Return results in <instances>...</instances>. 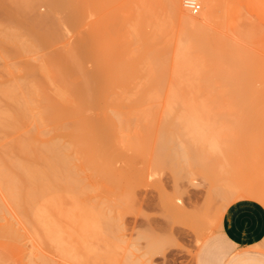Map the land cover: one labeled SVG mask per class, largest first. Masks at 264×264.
I'll return each instance as SVG.
<instances>
[{
  "label": "bare ground",
  "instance_id": "bare-ground-1",
  "mask_svg": "<svg viewBox=\"0 0 264 264\" xmlns=\"http://www.w3.org/2000/svg\"><path fill=\"white\" fill-rule=\"evenodd\" d=\"M201 1L205 8L204 17L215 22V26H218L219 28H217L221 29V32L219 30L218 32L216 27L217 32H214L215 30L213 31V28L209 26H199L186 36L184 35L179 43L173 45L169 37V27L156 25L153 32L148 35L145 34V36L142 35L141 29L153 22L151 9L152 11H154L153 8L161 9L166 7L167 3L171 4V9L182 19H188V14L183 10L181 0H0L2 16L0 18V44L13 46V50L15 49L14 51L17 53L13 52L15 55L38 56L42 48L46 49L49 44L62 38L64 28L72 29L71 31L74 30L80 35L84 31V26L86 29L89 28L88 34L80 36L76 40L77 42L66 50L57 51L58 53L55 52V54L47 55L44 58L39 55L42 59L38 57L40 60L37 59V62L27 63L25 61L27 63L25 65L27 76L23 81L0 85V103L3 104L0 105V107L3 106L0 108V132H4L5 137L10 139L6 144L0 143V190L7 194L5 196L8 197L11 205L15 206V211L17 210V213L28 221V227H33V233L46 244L48 241L52 242L60 254L72 260L73 264H95V261H101V257H98L100 252L99 256L102 254L103 260L110 256L107 245H105L106 250L108 249L106 255H109L104 257L103 249L96 250L95 248L92 253L91 246L85 243L87 240L84 241L85 236L88 235L90 239L94 232L93 236L98 235L97 232L101 235V225L97 224V220L100 223L101 219L100 210H97L98 206L92 203V198L88 195V192L89 194L94 192V188L84 184L83 177L80 175L81 171L82 174L84 170H87L85 173L89 171L88 177L91 174L93 176L100 174L106 182L112 183V181H108V178L112 176L107 170L111 161L104 155L103 146L105 144L112 143L119 151L120 143L133 144L134 146V143L139 141L142 144L141 138H145L143 141L146 142L150 134L152 136L157 135L155 139L157 142L154 140V144L156 143L155 150H163L166 147L164 150L167 151L168 147L162 145L163 148H161V144H166L168 138L170 142L174 138L175 130L179 129L178 127L181 128V125L186 121L183 118L180 121L175 120L173 117L175 114H166L170 117V121L171 118H174V123L171 121L169 124L168 120L165 121L168 117L166 115V118L162 119L167 124L166 127L163 126L166 124L160 121L164 129H168L169 125L174 124L172 127L175 129L170 126L175 131L173 134L167 133L170 129H161L163 134L167 133L166 136L164 134L166 139L160 133L162 138L158 139L160 141L157 140L160 136L159 126L161 125L157 126V130H159L157 134L148 131H146V135L127 133L132 127L145 125L147 129L146 125H153L154 117L151 116L150 111L154 109V105L156 106L161 101V95H169L170 97L176 94H199L200 96L201 94H217L222 87L229 92L240 91L243 88H251L252 86L249 85L253 79L264 80V39L258 42L257 49L256 47L253 48L256 50H252L250 46L245 45L246 41L243 40L245 35H237L241 30L237 32L238 28H233L234 30L231 28V24L234 26L235 23L240 22L235 21L238 17L233 10H230L228 6L219 9L216 0ZM41 3L48 8V11L42 12L43 14H40V11V13L36 12V7ZM92 16H94L93 21L87 24V19ZM230 20L232 22L229 24ZM245 22L249 23L247 20ZM240 26L239 28L243 27V24ZM125 39L127 41L123 43L122 40ZM240 39L245 42H241ZM95 48L100 49L95 50ZM90 60L95 64L92 71L86 68V62L89 63ZM10 66L12 65L10 64ZM168 69L181 74L180 76H183L182 79L184 80L176 88L163 91L158 89V85L165 82L164 78ZM142 70L145 71V77L141 76L143 75L141 74ZM111 72L122 74L125 77L124 85H116L111 78ZM139 74H141L140 77L145 78L141 84L147 86L145 89L132 90L131 86L139 85L136 83ZM36 75L41 78L38 79ZM153 75L157 77H150ZM252 90L256 96H264V85L260 88L252 87ZM189 95H184V98ZM181 98L172 99L173 101L171 98L167 99L169 103L177 104L182 102L183 97ZM188 101L191 102V106L193 103H195V107L198 106L197 100L188 99ZM188 101L185 99L184 103L182 102L183 105H187ZM164 103H167L170 110L174 105L172 104L170 107L166 100ZM182 103H180L181 106ZM206 105H204L205 107L201 106L204 111ZM174 110L177 113L176 109ZM93 111L94 113L97 112L98 115L95 119H90L91 115L89 116L88 112L93 113ZM186 113L188 115L189 111ZM198 114L196 117L199 118L200 115L198 116ZM194 119L196 121V118ZM194 121L191 120V122ZM186 124L188 125V123ZM192 124L190 123V126ZM187 125L183 126L188 127ZM183 130L182 133H185ZM135 131L137 132V130ZM142 131L144 133L143 129ZM169 134L173 137H167ZM180 134L177 136L180 137ZM187 134L185 135L187 136ZM152 138L150 136L148 141ZM182 139L184 140V138ZM177 145L180 146L179 143ZM133 146L130 148L139 149L138 145ZM195 146L197 145L195 144ZM162 150H160L164 152L162 154H165L166 151ZM183 150L185 149L183 148ZM168 154H170L169 151ZM171 157L168 158V161H171ZM186 159H183V162ZM100 161L104 163V166ZM163 163H165L164 160ZM110 178L112 179V177ZM93 180L96 181V179ZM124 183L122 184L124 185ZM88 187H91L92 191ZM85 195L88 201L84 200L83 196ZM65 199L72 201L73 205L71 209L64 212L62 204ZM172 202L174 203V201ZM175 205L179 208L176 202ZM175 205L172 204L169 212L176 213V209L178 213L187 212L184 210L185 207L182 210L181 205V208L176 207L174 211ZM65 208L68 207L65 206ZM180 209L182 212L178 211ZM173 216L174 214H172ZM60 219H65L72 224V233L66 231L67 227L64 229V226L59 225L58 222L60 221L58 220ZM203 221L201 223H204ZM106 222L107 224L104 226H109L107 218ZM55 223L59 226L55 227ZM186 223L188 224V221ZM194 227L195 225L192 229ZM200 228L199 231L201 232L196 238L197 242L200 241L201 236H204L202 233L206 234L207 231L211 230L205 231L202 225ZM207 228L209 227L207 226ZM203 230L204 232H202ZM209 232L211 233V231ZM172 240H175L174 237ZM171 241L170 243H173ZM145 255L147 256L146 253ZM92 257L95 260H92Z\"/></svg>",
  "mask_w": 264,
  "mask_h": 264
},
{
  "label": "rangeland",
  "instance_id": "rangeland-1",
  "mask_svg": "<svg viewBox=\"0 0 264 264\" xmlns=\"http://www.w3.org/2000/svg\"><path fill=\"white\" fill-rule=\"evenodd\" d=\"M197 1H199L198 4L201 5L199 9L200 11L197 13H192L187 7H185L184 0H181L183 10L188 14V19H182L179 15H177L173 9H171L172 7L171 4L169 5V3H167L166 7L161 9L155 8L156 11L154 8V11L151 9L154 20H152L153 22L151 24L145 26L144 29H141L143 32L142 35L145 36V34H151L156 25L158 27L166 26L170 28L169 37L171 42L173 45H176V43H179V40L182 39L184 35L186 36L199 26H209L213 28V31L215 30L214 32H217L218 30L220 31L221 29H218L219 27L215 26V22H211L204 17V5L201 0ZM216 1L219 9L221 7L228 6L230 10H233L234 13H236V17H241L239 19H235V21H240L239 23H235L233 20L235 25L232 26L231 24V28H238L237 32L238 30H241L242 33H236L237 35H245L243 40L246 42L243 40L241 41V39L240 41L245 42L246 44H244L250 46L252 50H256L258 42L264 39V0ZM36 8V12H41L40 14L48 11L47 6L43 3H41ZM1 17L2 16L0 13V18ZM93 17L94 16L88 18L86 23L88 24L89 22L93 21ZM246 20L249 23L245 22ZM231 22L232 20L229 21V24ZM242 24L244 28L241 27ZM239 26L241 28H239ZM215 27H218L217 31ZM71 30L64 28L62 38L54 43L49 44L46 49L42 48L40 50L41 52L39 51L38 54L44 58L47 55L55 54L57 51L61 52L64 49L66 50L67 48L73 46L80 36L89 33V28L86 29L85 26L83 27L84 31L81 33L82 35L77 34L74 32V30ZM125 41H127V39L122 40L123 43ZM255 47L256 49H253ZM13 48L14 47L11 45L5 46L0 44V85H8L10 83H19L20 81H23L27 76L25 65L28 62H37L38 60L42 59L39 55H33V57L28 55H15L17 53L14 51L15 49L13 50ZM98 49L100 48H95V50ZM13 52H15V54ZM86 63L87 65H85L86 68H88L87 70H94L95 64H93L91 60L89 63ZM10 64L12 66H10ZM144 72L145 71L142 70L141 74L143 75L139 74V78L136 80V83L139 85L130 87L132 90L145 89L147 85L141 84V82L145 80V78H143L146 75ZM118 73L119 72H111V78L116 85H124L125 77ZM140 75L143 77H140ZM180 75L181 74L178 72L168 69L164 78L165 82L161 85H158V89L166 91L171 88H176L181 83V81L184 80L182 79L184 77H181ZM36 77H38V79L41 78L39 75H36ZM150 77L157 76L153 75ZM262 85H264V80L253 79L249 86L260 88ZM252 87L243 88L240 91L230 92L226 91V89L222 87L221 91L217 94H201V96L199 94H176L174 96L171 95L170 97L169 95H161V101L158 102L156 106L154 105V109H152L153 112L150 111L151 116L154 117V122H156H153L152 126H149L151 124L146 125L147 129L145 128V125L141 127H132L130 129L131 132L128 130L127 133L131 135H134V133L135 135H146V131H148L152 134H157V131L164 129L163 126H167L163 120L170 114L177 115H171L175 118V120H186L185 122L182 121L184 122V124H182L186 126L187 124L185 125V123H188V127L181 125L180 128L176 126L181 129L179 132L177 131L179 129L175 130L177 133L173 130L175 129L172 127L174 124L169 125L168 129L166 128L167 130L170 129L173 131L171 132L169 130L167 133L173 134L175 132L174 138L171 140L173 141L175 139L173 142H169V138L166 139L165 136L167 133H164V136L162 133L163 130H161V132L159 131V134H163L164 138L167 140L166 144H170L168 146L158 142L161 144V148H163L162 145L168 147L167 151L164 150L166 147L163 149L166 151L165 154H162L164 152L160 151L162 149L159 150L158 148L159 151L155 150L156 143L154 144V140L156 139L157 135L152 136L149 134L151 138L153 137L152 140L149 139L148 141V138L150 137L148 135V137L144 136L147 137L146 142L145 140L143 141L145 138H141L143 142L142 144H140L139 141L134 143L135 145L139 146L138 150L130 148L133 146V144L130 145L120 143L118 146L119 151L116 150V146L112 143H108L103 146L104 155L111 161V165L109 164V169L107 168V170L110 175L112 174V176H110L112 179L108 176L110 178H108V181L110 180L112 183L106 182L103 179L104 177L101 178L102 175L100 176V174H98L99 176L97 174L94 176L91 174L90 176L92 177L89 178V171L85 173L87 170H84L82 174V171H79L80 175L83 177L84 184H87V186H92V189L94 188V192L92 194H89L88 191L87 192L92 198V203H95V205L98 206L97 210H100L99 214L101 219H99L101 221L100 223L97 220V224L101 225V235H99V232H97L98 235L96 234V236H93L95 233L94 232L92 234L93 238H91L92 236L90 235L91 237L89 239V236L87 235V237L85 236L86 238L84 237V241H88L85 243L91 246V252L95 248L96 250L103 249L102 252L105 253L103 254L105 257L106 251L108 249L110 251L109 258L104 260L102 254L99 256L101 252L99 255L97 254L98 257H101V261H99L102 262L101 264H131L132 262V264H197L199 250L206 241L211 239V237H217L220 217L230 204L241 199H249L254 200L264 206V96H256L252 90ZM184 95L189 96L184 98ZM181 97H183V103L185 99L186 101H188V99L197 100L196 104H198V106L195 107V103H193L194 105L192 104L191 106V102L189 101V103L187 102V105H183L182 102L177 104L172 103L174 104L172 105L167 99H182ZM165 100L168 102L169 106H173H170L171 110L168 109L167 103H164ZM180 103H182L184 109H181L183 107L180 105ZM205 104L207 105L206 110L204 111V108L202 109V107ZM0 105L3 104L0 103ZM164 106L165 109L167 108V110L164 109ZM2 107L3 106L0 108ZM189 107H191L190 109L194 107L193 109H195L197 112L193 109L190 110ZM173 108L176 109L178 114L174 112L175 110ZM172 110L173 112H171ZM184 110L186 112L189 111V114L187 115ZM194 112H196V115H194ZM88 113L87 114L89 116L91 115L90 119H95L98 115V113H94V111L93 113ZM167 113L168 115H166ZM197 113H199L198 116L200 115L201 119L200 117H196ZM177 117H179V119H177ZM174 118H171L172 122L175 121L173 120ZM194 118H196V121H194ZM169 119L170 117L168 116L165 121L168 120V123L170 124L171 121ZM191 120L194 121L195 124L194 122H191ZM160 121L162 123L164 122L163 124L166 125L160 124ZM190 123L194 124L191 125L193 126L192 128H190ZM159 125H163L162 128ZM157 126L160 128L159 130H157ZM134 128L137 130V132L134 130ZM141 128L144 130V133ZM182 130L185 133H182ZM180 133L183 135L182 137ZM177 134H180V137L177 136ZM185 134H187L188 137ZM5 136L6 135H4V132H0L1 144H6L10 141V139ZM160 136L157 138V140L162 138V136ZM167 137L171 138L173 135L169 134ZM176 138H178L181 142ZM182 138H184V140ZM189 141H192L194 145H191L193 143H189ZM178 143L180 146L177 145ZM195 144L197 146H195ZM127 145L130 146L128 147ZM183 148L186 151L183 150ZM189 150L192 152L189 153ZM168 151L170 154H168ZM168 156H172V162L168 161V158H170ZM172 158L175 162L172 160ZM159 159L160 161L157 163ZM183 159L186 160L183 162ZM163 160L165 163H163ZM180 162L183 163L181 164ZM100 163H102V161H100ZM103 164L104 163H102V165ZM93 179H96V181ZM122 183H124V185ZM88 188L90 191H92L91 187ZM5 195L7 196V194H4V192L0 190V264H73L72 260L60 254L52 242L48 241L46 244L40 237L33 233V227H28V221L25 220V218L19 213H17V210L15 211V206L11 205L10 201H8V197ZM83 198L84 200L88 201L86 195L83 196ZM180 199L183 201V203ZM172 201H174V203ZM71 202L72 201L69 199L64 200V203L62 204V209L64 212L65 210L72 208L73 204ZM175 202L177 205H179V208L182 207V210L184 209L183 207H185L184 210H186L188 213H178L176 209L178 206L175 205ZM172 204L175 205L174 211L176 209V213H173V211L169 212L171 210L170 208H172ZM65 206L68 208H65ZM178 211H181V209ZM172 214L176 216L174 219ZM188 214L191 217L187 216ZM106 218L109 226H104V224H107ZM196 219L200 222L198 221V223ZM64 220L60 219L58 220L60 222H55H58L62 227L64 226V229L67 227V232H73V230H71L73 229L72 224L69 221ZM109 220L112 221V224L111 221L109 222ZM187 221L189 225L186 223ZM201 221L204 223H201ZM210 221L213 222L211 223ZM189 222L194 224L191 225ZM56 223L54 224L55 227L58 225ZM193 225H195L196 228H194L196 230L194 228L192 229ZM201 225L204 227L205 231L211 229L209 230L211 233L209 231H207L208 233L206 232V234L202 233L204 236H201L200 241L198 240L197 242L196 238L200 235L199 232L201 231L199 230L202 229L200 228ZM110 226L112 227L110 228ZM207 226L209 228H207ZM98 227L100 228V226ZM202 232H204V230ZM108 233L110 235L112 234L114 237L112 235L110 236ZM67 237L68 236L66 234V239ZM173 237L175 239L174 241L172 240ZM79 240H82V238H79ZM170 241L173 243L176 242L177 244L170 243ZM105 245L108 246L107 250ZM260 252L264 254V246ZM94 253L96 254V252ZM108 255L109 254L106 256L108 257ZM89 259L88 262H90ZM92 260L95 259L93 258ZM97 261L94 263L98 264L99 262Z\"/></svg>",
  "mask_w": 264,
  "mask_h": 264
},
{
  "label": "crops",
  "instance_id": "crops-1",
  "mask_svg": "<svg viewBox=\"0 0 264 264\" xmlns=\"http://www.w3.org/2000/svg\"><path fill=\"white\" fill-rule=\"evenodd\" d=\"M264 206L241 199L220 217L217 237L199 250L197 264H264Z\"/></svg>",
  "mask_w": 264,
  "mask_h": 264
},
{
  "label": "built area",
  "instance_id": "built-area-1",
  "mask_svg": "<svg viewBox=\"0 0 264 264\" xmlns=\"http://www.w3.org/2000/svg\"><path fill=\"white\" fill-rule=\"evenodd\" d=\"M184 5L187 7L192 13H197L200 9V5L197 0H184Z\"/></svg>",
  "mask_w": 264,
  "mask_h": 264
}]
</instances>
